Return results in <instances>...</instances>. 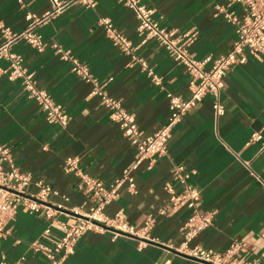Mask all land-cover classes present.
I'll list each match as a JSON object with an SVG mask.
<instances>
[{
    "label": "crops",
    "instance_id": "crops-1",
    "mask_svg": "<svg viewBox=\"0 0 264 264\" xmlns=\"http://www.w3.org/2000/svg\"><path fill=\"white\" fill-rule=\"evenodd\" d=\"M0 0V20L13 30L26 24L27 10L42 13L48 0ZM153 7L158 22L191 38L189 53L198 59L224 53L232 44L235 25L217 7L225 0H139ZM242 13L240 3L229 7ZM109 17L134 45L153 71L161 77L155 84L129 54L113 45L99 23ZM45 40H56L68 48L105 84L107 92L121 99L134 114L143 134L161 126L169 115L167 92L182 98L190 95L189 74L153 38L137 29L134 11L119 0H97L93 7L72 2L40 27ZM2 36L0 33V42ZM11 50L23 57L38 87L45 89L68 113L66 125L48 122L39 104L29 98L19 79L0 76V145L7 147L13 163L31 175L27 191L34 193L35 180L51 185L58 195L49 202L68 208L87 200L79 185L78 170L111 183L135 159L136 149L113 121L91 84L74 75L70 62L47 46L35 50L19 40ZM5 61L0 59V65ZM209 63L206 65L208 66ZM220 100L224 111L215 115L212 96L205 94L176 122L168 138L167 152L149 164L140 161L131 177L135 190L125 183L116 198L106 205L108 215L120 211L126 222L141 225L148 214L154 221L146 236L88 230L78 239L63 264H206L176 250L183 240L181 226L189 215L185 206H169L164 182L173 180L172 168L182 165L187 181L200 191V210L214 211L212 223L195 235L199 244L225 251L234 241V256L251 264L264 263V150L260 141H249L253 130L264 129V57L248 55L223 77ZM75 166L66 169V160ZM249 161V167L244 164ZM78 169V170H77ZM62 195L67 196L63 199ZM90 201L88 200V203ZM164 210L163 213L160 211ZM71 214L46 216L42 211L19 208L0 233V260L24 256V264H45L46 258L31 243H51L63 233L62 222L74 221ZM49 225L50 232L44 234Z\"/></svg>",
    "mask_w": 264,
    "mask_h": 264
},
{
    "label": "built area",
    "instance_id": "built-area-1",
    "mask_svg": "<svg viewBox=\"0 0 264 264\" xmlns=\"http://www.w3.org/2000/svg\"><path fill=\"white\" fill-rule=\"evenodd\" d=\"M18 1L23 4L22 0ZM48 1L50 7L42 13L38 14L31 10L25 12L26 24L20 30L11 29L0 20L2 36L0 59L5 61L4 65H0V76L5 75L9 79H19L27 96L39 104L48 122L66 125L69 119L66 110L45 89L37 86L33 72L23 65V57L11 50L12 44L19 40L27 41L37 51H42L47 46L51 47L59 58L70 62V70L74 75L91 84L90 94L99 97L108 116L120 124L123 134L136 149L134 161L124 167L109 184L77 169L79 185L88 199L80 205L66 208L60 201H48L50 194L58 195L59 193L51 185L39 179L34 181L37 190L34 193L28 192L27 187L32 181L30 173L21 171L13 163L7 147L0 145V233L7 231L6 225L14 219L19 208L29 212L42 211L48 217H54L59 212L74 215L76 220L62 222L63 233L53 239L51 243H44L38 239L31 243L32 250L40 251L45 256V264H63L67 254L73 251L80 236L88 230L104 231L109 229L116 234L146 236L154 221L153 215L148 214L144 222L137 226L126 222L120 211L108 215L104 209L117 197L119 189L125 183L130 190H135L131 175L140 161L148 158L150 164L167 152V142L173 125L205 94L212 96L214 114L223 113L224 105L220 100V94L224 75L231 67L244 63L248 55L257 59L264 57V0H225V4L218 6L217 10L223 13L224 18L235 25L236 36L224 53L216 56L208 55L203 59L195 58L189 53L187 45L191 38L175 35L174 29L167 28L158 22L153 16V7L146 6L139 0H119L134 11L137 29L143 33V39H155L176 61L183 65L189 74V97L182 98L170 91L167 92L169 115L166 121L150 134H143L135 121L134 114L123 105L121 99L113 97L107 92L105 84L91 72L87 63L81 61L70 49L63 47L56 40H45L40 31L43 24L51 20L68 4L78 2L85 7H93L97 0ZM235 2L241 4V14L228 8ZM99 23L103 26L105 34L113 45L129 54L132 63L139 64L155 84L160 83L161 77L153 71L142 55L136 53L137 45H134L109 17H101ZM208 63L209 65L206 66ZM249 141H260V149L264 150V129L253 130L250 133ZM75 163L76 158L69 157L66 160V169L74 167ZM244 164L249 167V161H244ZM172 176L180 187L177 189L172 180L164 182L163 186L168 193L169 206L173 209L185 206L190 211L181 226L183 240L176 250L206 264H251L250 260L242 256H234L239 247L237 241L232 242L223 252L199 244H189L195 235L212 223L214 211L203 212L200 210V191L187 181L188 175L183 172L182 165H175L172 168ZM62 197L67 199V196L62 195ZM160 212L163 213L164 210ZM43 232L48 235L49 225ZM24 258L22 255L14 261L1 259L0 264H24Z\"/></svg>",
    "mask_w": 264,
    "mask_h": 264
},
{
    "label": "water",
    "instance_id": "water-1",
    "mask_svg": "<svg viewBox=\"0 0 264 264\" xmlns=\"http://www.w3.org/2000/svg\"><path fill=\"white\" fill-rule=\"evenodd\" d=\"M130 236L137 237V236H134V235H130Z\"/></svg>",
    "mask_w": 264,
    "mask_h": 264
}]
</instances>
